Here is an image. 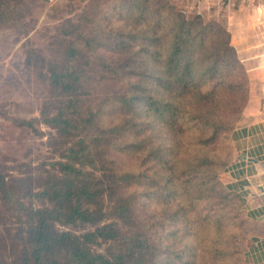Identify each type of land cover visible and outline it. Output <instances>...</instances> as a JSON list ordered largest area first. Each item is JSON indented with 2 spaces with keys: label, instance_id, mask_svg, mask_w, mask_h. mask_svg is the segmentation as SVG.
Returning <instances> with one entry per match:
<instances>
[{
  "label": "rangeland",
  "instance_id": "obj_1",
  "mask_svg": "<svg viewBox=\"0 0 264 264\" xmlns=\"http://www.w3.org/2000/svg\"><path fill=\"white\" fill-rule=\"evenodd\" d=\"M130 1L22 0L19 7L25 9L24 16L13 23L0 22V167L6 174L8 186L27 205L43 207L48 204L46 200L35 197L34 193L44 188L49 173H58L57 165L53 162L63 159L58 150V142H53L55 129L40 121H35L33 125L24 122L40 117L41 109L49 95L48 81L43 78L39 67L28 63V53L37 50L48 59L56 57L60 37L63 35V24L67 21L92 19L93 22L85 29L86 33L92 27L95 28L94 34L97 31L106 32L108 25L113 26L118 35L136 30L137 23H134V18L137 12L136 9L130 10L128 6ZM153 1L150 2L157 4L156 0ZM168 1L189 18L201 15L204 21L216 20L226 25L228 29L230 21L233 24L236 22L235 26L241 28L243 32L235 37V42L232 38V43L239 45L243 43V52L239 53L235 47L244 64V59L251 52L257 53L261 48L260 45L253 46L259 43L260 38L244 36L247 25L244 19L247 15L264 14V0ZM11 5L14 4L11 2ZM146 15L150 16L151 11H147ZM239 19L241 20L238 21ZM98 48L99 53L126 65L127 71L138 72L143 66L151 71L154 63L152 58H147L145 64L140 65L137 56L140 45L136 43L126 49L111 48L108 44H102ZM90 53L93 59L97 58V50ZM137 72L122 76L108 72L100 82L98 80L100 75L94 73L96 81H85L89 87L80 102L85 118L90 117L93 112L97 114L94 124L87 125L84 131L94 166L87 164L84 169L92 172L103 188L104 211L113 210L119 199L130 192L129 188L123 189L116 181L114 168L115 173H119L121 165H134L138 169L143 167L148 173H153V165L157 159L153 158L146 164L141 163L144 162L143 158L153 154L152 151L156 148L164 158L160 161L168 163V166L175 163L179 167L178 172L182 181L187 182L188 174H193L191 183L188 186L184 185V190L180 184L173 181L163 186L157 180L147 189L140 187V197L133 209L134 216L137 217L136 222L139 224L129 225L117 215H108L95 224L81 219L66 225L56 223V229L84 235L98 227L113 224L120 230L121 235L129 240L137 235L142 237L143 221L150 220L154 222L155 230L159 231L156 241L158 242L161 237V248L154 252L157 264H252L249 252L258 242L259 227L248 221L243 201L230 193L222 180V174L235 157L232 132L220 138L216 137L212 143L204 144L202 141L211 136V129L199 131L183 119H180V125L175 129L169 128L162 121L163 118L153 114L146 102L138 103L133 111L116 112L117 110L112 107L113 101L108 98L117 99V96L130 94L132 87L140 81L141 83L145 81L146 92L149 95L171 97L170 93L155 83L153 78L149 79L146 76L140 79ZM242 117L243 113L237 125ZM128 124L136 126V132L131 127L130 133L126 131L123 134L125 129L122 128ZM111 127H116L117 131L104 133ZM122 134L134 140L148 139L150 146L148 149L140 150V160L123 156L121 146L118 144L122 142ZM205 157L227 161L222 169L215 168L223 188L212 179V171L207 166ZM193 165L196 166L194 172ZM208 188H213L209 196ZM202 191H205L204 196L200 194ZM196 195L197 198L194 197ZM183 197L186 200L182 202L183 207H191L187 217L189 221L170 222L168 216L178 210V207L173 206V202L183 200ZM178 212L181 215V211ZM162 221L167 223L164 231L162 228L158 229ZM19 225L18 216L0 199V256L6 260H9L11 252L19 247ZM157 242L155 243L158 244ZM121 243V238L112 241L99 237L91 246L95 251L107 253L110 249L118 248Z\"/></svg>",
  "mask_w": 264,
  "mask_h": 264
},
{
  "label": "trees",
  "instance_id": "obj_2",
  "mask_svg": "<svg viewBox=\"0 0 264 264\" xmlns=\"http://www.w3.org/2000/svg\"><path fill=\"white\" fill-rule=\"evenodd\" d=\"M150 1L153 0H131L128 3L130 10L136 9L137 12L134 18L137 29L129 33L118 35L110 25L106 27V32L97 31L94 34L95 28L92 27L86 33L85 29L93 22L92 19L67 21L63 24L56 57L48 59L37 50L28 53V63L39 67L43 78L48 81L49 95L40 117L24 122L33 125L35 121H40L55 129L53 142H58L63 159L53 162L57 165L58 173H49L44 188L34 193L39 200L48 203L43 207L27 205L18 198L8 186L6 174L0 167V199L20 221L19 247L9 255L10 261L0 256V264H157L154 255L161 248V237L157 242L159 231L155 230L156 226L150 220L143 221L142 237L137 235L129 240L113 224L98 227L84 235L60 231L55 227L56 223L66 225L79 219L95 224L108 215H117L129 225L139 224L133 209L140 197V187L147 189L157 180L163 186L173 181L184 190V185L188 186L193 178V174H188L187 182L182 181L179 167L175 163L168 166V163L160 161L164 158L156 148L141 163L157 159L153 173L134 165H121V169L117 168L119 173H115L114 168L116 181L123 189L129 188L130 192L119 199L113 210L104 211L103 188L95 175L84 169L87 164L94 166L84 131L87 125L94 124L97 114L93 112L85 118L80 102L89 87L85 81H96L95 74L100 75V82L108 72L122 76L137 71H127L122 62L99 53L98 47L102 44L119 49L133 47L135 43L140 45L137 50L140 65H144L147 58H152L154 63L151 71L146 70L145 66L139 68L138 77L153 78L171 95L170 98L149 95L145 81H140L132 87L130 94L117 96V99L108 98L113 101L112 107L116 112L133 111L138 103L146 102L153 114L163 118L162 121L169 128L175 129L183 119L199 131L211 129V136L202 141L204 144L212 143L213 139L232 132L237 126L250 99V76L232 43L228 27L216 20L206 22L201 15L189 18L168 0H156L157 4ZM20 3L22 0H0V22L13 23L24 16L26 11L19 7ZM147 11H151L150 16L146 15ZM94 50L98 53L96 59L90 53ZM131 127L136 132V126L128 124L122 128L125 129L123 134L126 131L130 133ZM113 131H117L116 127L108 128L104 133ZM118 144L123 156H130L136 161L140 160V150L150 146L147 138L134 140L125 135ZM205 159L212 171V179L223 188L215 168L222 169L227 161ZM112 162L115 163L114 160ZM192 169L194 172L196 166L193 165ZM213 188H208V196ZM227 190L245 204L240 193L229 187ZM204 192L200 193L201 196H204ZM221 193L226 196L224 192ZM185 201L183 197V200L173 202L178 210L168 216L169 221H189L187 217L191 207H183L182 202ZM91 206L96 208L92 209ZM178 211H181V215ZM247 219L260 227L248 216ZM166 224L162 221L158 229L164 231ZM99 237L112 241L121 238L122 243L118 248L102 253L91 246Z\"/></svg>",
  "mask_w": 264,
  "mask_h": 264
},
{
  "label": "crops",
  "instance_id": "obj_3",
  "mask_svg": "<svg viewBox=\"0 0 264 264\" xmlns=\"http://www.w3.org/2000/svg\"><path fill=\"white\" fill-rule=\"evenodd\" d=\"M244 21V36L260 38L253 46L261 48L244 59L250 76V99L241 122L232 131L235 157L222 180L244 197L247 216L260 225L258 242L251 247L249 256L252 264H264V14L247 15ZM235 24L230 21L233 42L243 32ZM234 45L239 53L243 52V43Z\"/></svg>",
  "mask_w": 264,
  "mask_h": 264
}]
</instances>
